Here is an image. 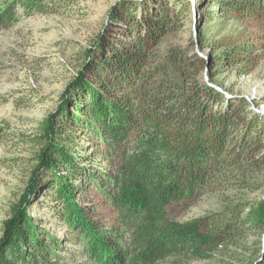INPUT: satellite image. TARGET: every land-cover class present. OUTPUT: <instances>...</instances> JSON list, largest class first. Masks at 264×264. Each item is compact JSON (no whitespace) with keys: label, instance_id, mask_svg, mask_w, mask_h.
Masks as SVG:
<instances>
[{"label":"trees","instance_id":"trees-1","mask_svg":"<svg viewBox=\"0 0 264 264\" xmlns=\"http://www.w3.org/2000/svg\"><path fill=\"white\" fill-rule=\"evenodd\" d=\"M73 1L0 0V29L20 11L43 12ZM188 2L171 0L154 11L147 5L138 19L136 2L118 1L56 111L39 126L31 190L42 171L50 172L57 214L76 232L86 264L203 259L249 231L264 230V198L185 222L169 215L170 204L194 200L229 168L264 169V115L246 96L215 86L211 76L210 82L197 76L208 66L256 62L263 42L251 38L236 46L221 39L209 44L207 57L175 53L177 80L157 78L148 69L171 21L167 4L189 8ZM212 5L264 18V0H212ZM90 146L93 154L85 155ZM84 183L112 209L108 220L95 219L80 201ZM28 204L26 194L5 221L0 264L59 263L52 260L57 243L38 228ZM254 264H264V253Z\"/></svg>","mask_w":264,"mask_h":264},{"label":"rangeland","instance_id":"rangeland-1","mask_svg":"<svg viewBox=\"0 0 264 264\" xmlns=\"http://www.w3.org/2000/svg\"><path fill=\"white\" fill-rule=\"evenodd\" d=\"M118 1L74 0L53 10L31 14L20 11L13 23L0 29V238L13 207L27 194L28 211L38 228L57 243L58 256L52 258L58 260L57 264H86L88 260L76 232L57 214L50 172L42 171L36 178L35 191L31 190L41 148L39 126L56 111L62 93L83 66L86 51L108 26L110 11ZM131 1L141 8L139 19L145 6L154 11L171 0ZM188 1L189 8L167 4L165 16L171 21L148 62V69L158 72L157 78L180 79L171 61L178 52L207 57L212 53L209 44L221 39L232 40L236 46L250 44L251 38L264 43V18L256 13L221 11L212 0ZM173 16L179 20L172 21ZM222 50L217 49L215 54ZM262 54L254 63L204 67L197 76L207 82L211 76L215 86L246 96L250 107L264 115V50ZM93 152L90 146L85 155ZM261 198L264 169L246 164L241 169H227L194 200L170 204L168 212L175 220L185 222L227 206L248 208ZM80 201L95 219L113 216L103 196L85 183ZM263 253L264 230H255L220 245L207 258L188 261L173 256L160 264H254L262 260Z\"/></svg>","mask_w":264,"mask_h":264}]
</instances>
